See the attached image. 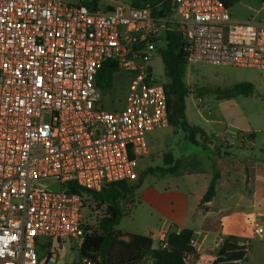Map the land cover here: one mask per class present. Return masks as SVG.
I'll use <instances>...</instances> for the list:
<instances>
[{"label": "built area", "instance_id": "obj_1", "mask_svg": "<svg viewBox=\"0 0 264 264\" xmlns=\"http://www.w3.org/2000/svg\"><path fill=\"white\" fill-rule=\"evenodd\" d=\"M253 13L233 20L221 0L101 10L77 0H0V264H40L42 237L79 247L88 197L74 189L101 193L138 179L148 136L170 125L165 82L152 66L166 34L179 36L189 67L255 69L264 80V0ZM110 61L115 75H132L126 105L115 112L97 85ZM56 184L59 191L49 188ZM253 233L264 239L261 224ZM169 234L161 232L158 248H167ZM191 246L202 247L194 239ZM57 260L49 252L47 263Z\"/></svg>", "mask_w": 264, "mask_h": 264}, {"label": "rangeland", "instance_id": "obj_2", "mask_svg": "<svg viewBox=\"0 0 264 264\" xmlns=\"http://www.w3.org/2000/svg\"><path fill=\"white\" fill-rule=\"evenodd\" d=\"M67 1L72 3L75 2V0ZM132 1L135 0H104L101 2V5L104 9H107L121 2L132 5ZM261 1L262 0H239L230 7L231 17L236 21H245L249 19L254 15L253 12L255 10L261 8ZM152 66L156 80L165 82V66L159 53L154 56ZM187 75V81L190 86L198 90L186 99V118L189 122H193V118H196L197 109L204 110L207 109L208 106L211 107V104L216 105L218 102L213 94L206 93L203 89H224L241 81L251 83L263 82L261 86H256L253 83L256 90L252 96L247 97L239 95L233 99L224 100V107L219 105V110H221V112H219V110L215 112V117L218 118L225 127H229L231 130V132L229 131L230 134H232L235 128L244 132L251 131L254 135L253 142L249 144V139H247L246 135L245 138L243 134L237 135L238 133H236V137L234 138L224 137L221 144L215 142V148H218V143L224 148L235 147L236 153L244 157V162L259 161L264 165V81L260 72L255 69L195 64L189 67ZM131 78L132 75L125 71H120L114 76L112 88L103 92L102 103L107 111H120L125 107ZM197 96L200 99L196 98V101L193 100L194 97ZM148 142V153L141 158L137 167L138 179L134 182H129L130 185H136L140 182V179L144 177L140 187L137 188L138 190H135V205L130 209V204L127 202L123 204L124 216L116 227V230L123 235H140L142 233H148L147 231L155 225L158 213L169 212L171 205H175L176 194L185 191V183L189 172L200 170L199 176L200 174L203 176L206 172H209L208 163L199 161L197 168L196 165L192 167L194 161L192 154L200 148H197L185 139V133L179 126L169 125V127L164 130L154 131L148 136ZM167 155H172L174 161H181L187 158L182 168L175 175L163 172L169 167L165 159ZM230 163L232 165L227 167V170L233 173L231 180H229L230 185L228 186L226 182H224L225 184L221 186V189L224 191L226 188L230 187L234 193L242 190H249L251 185L247 169H244V172L239 171L236 167L237 159H231ZM174 165H176V163H174ZM225 171L226 170H223L222 172L225 173ZM238 172H242L244 176L238 179ZM237 180L239 181L237 182ZM91 203H93L91 198H86L87 207L84 210V217H86L87 220L90 214L88 205ZM95 210L97 212L93 211L90 215L91 218L88 220L89 223L87 222L92 228L98 227L97 225L104 215L105 208L97 207ZM234 214H236L235 217L233 216ZM250 214L251 212L246 210L237 211L235 209H230L224 212L222 217L227 218V221L231 222L234 218L246 220ZM250 223L253 224V220H251ZM246 229H248V226H246ZM221 237L225 240L230 238L225 236ZM224 239H222L223 242L225 241ZM235 239L241 243L248 244L246 239ZM218 242L215 243L216 247H219ZM249 244V254H264V241L252 239ZM78 249L79 247L69 239L61 240L59 243L55 239L51 240L42 237L39 238L37 245L40 264H50L47 263L48 252L56 254L58 259L57 264H82ZM214 249L216 248L209 244L207 248L201 252L204 251V254H216Z\"/></svg>", "mask_w": 264, "mask_h": 264}, {"label": "trees", "instance_id": "obj_3", "mask_svg": "<svg viewBox=\"0 0 264 264\" xmlns=\"http://www.w3.org/2000/svg\"><path fill=\"white\" fill-rule=\"evenodd\" d=\"M82 5L92 10L104 9L101 2L104 0H77ZM160 2L161 0H135L132 6L142 8L146 2ZM228 8L239 0H221ZM111 6L107 9H113ZM168 5L164 4V11H154L155 16L165 13ZM165 66V88L167 92L168 108L170 114V125L179 126L185 133V139L195 145H206L211 143V137L200 126L191 125L186 118V98L198 90L186 82L188 63L182 50V43L175 33H168L164 43L158 52ZM117 66L113 62H106L101 68L97 85L103 90L111 89ZM255 85L251 82H237L234 85L221 89L205 88L203 91L211 93L217 100H230L239 95L252 96L255 93ZM253 141V134H245ZM168 169L166 174L174 175L178 169L180 160L174 161L172 155L165 156ZM176 163V165H174ZM173 165V166H172ZM165 174V175H166ZM220 178L216 170L209 187L202 199V203L211 201L216 194L217 182ZM144 177L136 185L129 182H121L111 185L101 193L85 192L74 189V192L90 197L92 202L88 205L89 218L92 212H97V207L105 208L104 215L98 223L97 228H92L86 220L85 241L79 246V255L82 264L89 260L92 264H187V256L195 255L191 246L194 232L191 229H181L179 232H171L168 236L167 248H154L153 240L144 235H123L116 230L124 216V202L131 201L133 191L141 185ZM99 203V204H98ZM94 209V210H93ZM88 222V223H87ZM249 247L247 244H239L234 238L227 239L218 251L217 258L212 264H241L247 257Z\"/></svg>", "mask_w": 264, "mask_h": 264}, {"label": "crops", "instance_id": "obj_4", "mask_svg": "<svg viewBox=\"0 0 264 264\" xmlns=\"http://www.w3.org/2000/svg\"><path fill=\"white\" fill-rule=\"evenodd\" d=\"M187 76L186 82L188 83ZM253 83L256 86H261L263 84V82ZM196 98L199 97H194L193 100L196 101ZM224 102V100H218L216 105L211 104V107L208 106L207 109H197L196 118H193V122L188 121L191 125L202 127L208 136L211 137L210 144L196 146L200 149H197L192 154V157H194L192 167L196 165L197 168L199 161L208 163L209 172H206L203 176L202 174L199 176L200 170L189 172L185 183V191L176 194L175 205H171L170 211L167 213L159 212L155 220V225L147 231L148 233L140 234L149 236L153 240V247L158 248L161 240V232L164 229H166L168 233L179 232L184 228L193 230V239L200 243L202 247L200 250L195 251V255H190L189 258H187V264H212L217 258L220 249L216 247L215 243L224 239L221 236L246 239L248 244L238 242L239 244H247L249 247V242L252 239L260 240L254 236V224L257 222L264 228V165L259 161L244 162V157L236 153L235 147V149L231 147L224 148L220 145L224 137L234 138L237 132L253 134L251 131L244 132L237 128L230 134L231 130L229 127H225L223 123L215 117V112L219 110V105L224 107ZM219 112H221V110H219ZM215 142L220 143L217 144L218 148H215ZM252 142L253 141H250L249 144ZM231 159H237L236 167L239 171L244 172V169H247L249 172L251 185L249 190H242L234 193L230 187L226 188L224 191L221 189V186L225 184L224 182H226L228 186L230 185L229 180H231L233 173L229 172L227 167L232 165L230 163ZM186 160L187 158L181 160L176 173L182 168ZM216 170L220 175L216 186V194L211 201L202 203V199ZM223 170H226L225 173L222 172ZM242 172L237 173L238 179L244 176ZM238 181L239 180H237V182ZM135 190L131 195V201L133 203L129 205L130 209L133 208L136 202L135 192L138 189ZM230 209H235L237 211L246 210L251 212V214L246 220L234 218V220L230 222L227 221V218L222 217L224 212ZM233 216L235 217L236 214ZM251 220H253V224L250 223ZM246 226H248V229H246ZM260 241H264V239ZM209 244L216 248L214 249L216 254H204V251L201 252L205 250ZM47 254H49V252ZM241 264H264V254H249L248 252L246 259Z\"/></svg>", "mask_w": 264, "mask_h": 264}, {"label": "water", "instance_id": "obj_5", "mask_svg": "<svg viewBox=\"0 0 264 264\" xmlns=\"http://www.w3.org/2000/svg\"><path fill=\"white\" fill-rule=\"evenodd\" d=\"M50 189H53L55 191H59L60 190V186L58 184L56 185H52V186H49Z\"/></svg>", "mask_w": 264, "mask_h": 264}]
</instances>
